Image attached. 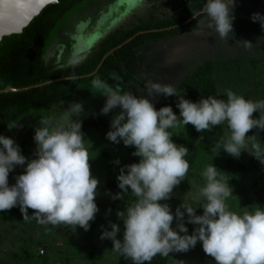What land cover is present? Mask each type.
Returning <instances> with one entry per match:
<instances>
[{"label": "clouds", "instance_id": "obj_1", "mask_svg": "<svg viewBox=\"0 0 264 264\" xmlns=\"http://www.w3.org/2000/svg\"><path fill=\"white\" fill-rule=\"evenodd\" d=\"M146 1L151 4L149 0ZM234 6L235 0H207L202 9L207 26L214 29L221 39L226 40L233 32ZM164 7H167L166 0ZM13 12L10 11L8 16ZM8 16L0 15V19ZM251 18L254 22L259 21L264 28V16L254 13ZM71 28L65 26L56 34L55 40L59 41L54 43L53 48L62 50L57 53V62L65 53H71L63 44L67 33H73ZM189 33L191 31L151 43L146 53L139 57V62H135L139 66L137 72L147 70L150 65L152 70L148 76L153 75L158 67V58H170L169 54L163 55L160 51L170 47L179 37L189 36ZM244 42L250 45V42ZM179 57L183 56L179 54ZM78 60V57L71 55L70 63ZM92 87L99 89L98 93L107 98L101 114L107 115L117 107L121 109L112 118L111 130L106 138L117 144L122 140L126 147L134 146L136 150L132 154L140 157L139 163L125 166L127 173L121 168L117 176L118 187L122 191L113 199H121L122 194L129 191L136 198L126 212H117L118 219L124 225L123 237L117 238L120 227L111 223V230H104L100 238L110 239L112 250L131 259L133 264H146L157 255L187 252L198 241L215 264H264V210L257 208L242 215L229 210L226 200L233 190L227 177L220 175L213 164L201 173L204 185L196 193L190 191L186 196L195 201H205L199 206L203 208L202 215L196 214L197 207L185 203L178 206L173 215L168 204L160 203L171 198L173 189L185 180L190 168L184 158L188 149L173 142L170 129L191 124L197 132L204 133L227 122L230 135L215 144L211 149L213 155H218L223 149L228 155L238 158L242 150H247L264 163V150L260 144L252 143L249 150L247 143L256 139L247 135L253 128L264 130V100H248L227 90L226 100L210 96L194 103L178 96L172 84L150 81L148 95L163 94L179 98L176 105L180 110L178 117L171 106L157 110L149 99L124 91L119 86L113 88L94 80ZM82 111L81 104L73 103L59 120L50 122L48 118H42L39 121L40 126L35 129L34 135L38 158L27 162L25 172L16 178L13 186L8 183L9 173L16 165H25L28 157L21 154L13 139L0 135V212L18 205L23 219L29 218L28 210L31 209L41 223L64 225L73 231L77 226L89 230V222L95 219L98 212L95 198L99 181L91 174L92 158L85 146L82 124L79 120L71 119ZM255 112L260 113L258 119L253 118ZM13 127L9 126V129ZM116 163L119 164V160ZM185 213L187 223L198 225L191 235L184 223ZM174 219L178 231L172 227Z\"/></svg>", "mask_w": 264, "mask_h": 264}, {"label": "trees", "instance_id": "obj_2", "mask_svg": "<svg viewBox=\"0 0 264 264\" xmlns=\"http://www.w3.org/2000/svg\"><path fill=\"white\" fill-rule=\"evenodd\" d=\"M172 3L175 4L173 10L168 6V9L165 7L162 12L155 6L149 5L146 0H58L55 4L47 5L30 25L23 29L22 33L5 36L0 42V89L9 85L14 88H23L19 91L8 92L22 95L20 97L16 95L9 100L7 96L4 102L0 103V111L6 104L12 102L11 105L15 106L16 103L14 102L24 98V107L27 109L32 108L40 113L36 115L34 120L35 123H39L42 118H48V110L60 108L59 112H62L65 107L77 102L76 99L80 101L94 99V96L99 92V89L92 87L94 80L101 81L107 77V79L114 77L119 83L137 82L140 86L147 87L137 74L139 66L135 62H139V57L146 53L145 51L150 48L151 43L154 44L179 34L192 32L197 22L205 17L202 9L207 0H176ZM127 4H133L139 9L134 11L132 16L121 18L128 12ZM115 7H118L117 10L122 16L119 18V22L108 29L109 23L107 22L110 20V13ZM252 9L259 10L260 15L264 16V0H259V5L252 7ZM149 10H151V13L148 12ZM154 13L158 15H154ZM103 15L105 16L101 21ZM134 19H143L144 21ZM256 23L261 27L259 21H256ZM65 26L72 27L71 31L73 33H67V37L64 38L66 40H62L64 43H69V46H65L71 53H65L61 60L57 62V54L54 52L55 55L47 61L45 52L48 45L59 41L55 40L56 34L58 30L63 29ZM100 27L107 30L95 37V31H99ZM262 30L264 31V28ZM93 38H95V41L91 47L85 54H81L78 50L83 45L81 42L91 41ZM71 55L78 57L79 60L70 63ZM81 55L84 56L81 58ZM263 62L264 59H254L250 68L240 69L248 72L251 70L256 78L260 73V66ZM234 64L235 61L231 60L229 64L225 63L224 68H227V66H230L229 68L235 67ZM222 68L223 65H219L211 59L205 60L179 83L176 87L177 95L194 103L210 96L226 100L218 92L215 82V71ZM116 77H119V79H116ZM47 81L50 82L45 83ZM42 83L44 84L35 86ZM6 93L1 92L0 97ZM178 102L179 98L177 96H165L158 99L154 107L159 110L161 107L171 106L173 112L179 117L180 110L176 106ZM78 104L85 105V103ZM2 115L3 113H0V135L10 138L14 127L9 129V126H15L22 115L17 117L15 113H12L13 117L11 116L10 120H3ZM49 115H52V113H49ZM108 120L100 114L89 117L81 121V131L89 128V130L107 132L111 125ZM170 131L173 132V142L188 149V154L184 158L190 165L185 180L173 189L175 194L171 197V200L174 209L185 203L183 197L186 192L196 189L195 185L197 186V184L204 185L205 180L198 171L200 166L197 163V158L202 155L205 156L206 152L211 156V160L205 164L204 168L199 169L204 170L208 165L213 164L220 175L227 177L233 192L245 187L244 177L250 171H258L259 175L264 173V164L256 157H249L247 161H244L228 155L223 149L220 150L218 155H213L211 149L215 144L227 139L226 123L213 127L210 131L204 133L197 132L191 124L185 127L181 126L176 130L170 129ZM176 133H179V135ZM23 137H25L24 134L21 139ZM30 138L32 139V136ZM32 143L29 145L32 146ZM30 152H26L25 155L34 154V151ZM103 154L106 155L107 153L103 151ZM240 156L244 158V156ZM134 159L137 161V156H133L132 160ZM203 160L206 161V158ZM8 183L9 186H13L16 180L9 178ZM263 184V181L256 178L251 183L249 191L244 188L243 195L249 194V197L245 198L246 202L240 201L238 206L248 208L251 212L257 210L260 205L264 206ZM121 191L118 187L117 176L106 179L103 197L115 202H125L129 197H133L129 191L122 194L121 199H113ZM199 206L200 203L194 206L197 207L196 214L202 215L203 208ZM19 211L20 208L17 205L3 212L14 214ZM185 219L187 220V213H185ZM174 221L176 220L174 219ZM174 229H176V226ZM176 230L178 231V229ZM25 251L26 263L37 264L36 260L33 263L29 259L30 254L27 249ZM189 251L193 253V251ZM4 254H6V250L0 247V258ZM172 254L174 253H169V256L157 255L146 264H171ZM13 256H16V254L13 253ZM90 256L92 259L100 258V256L95 257L93 254ZM207 257L215 262L212 257L208 255ZM202 259L207 262L205 258L202 257ZM193 263L196 262L190 260V264ZM0 264H6V262L2 263L0 261ZM117 264H133V262L120 254Z\"/></svg>", "mask_w": 264, "mask_h": 264}, {"label": "rangeland", "instance_id": "obj_3", "mask_svg": "<svg viewBox=\"0 0 264 264\" xmlns=\"http://www.w3.org/2000/svg\"><path fill=\"white\" fill-rule=\"evenodd\" d=\"M151 1V4L155 6V1ZM166 4L167 9L168 6L172 10L174 9L175 4H173L171 0H166ZM258 5L259 0H235V6L232 9V15L234 17L232 21L233 32L229 33L226 40L221 39L215 33L214 29L207 26L206 17L201 18L197 22L195 29L189 33V36L179 37L170 47L164 48L160 51L163 55L169 54L170 58L166 60L164 57L158 58V67L154 70L153 75L148 76V73L152 70L150 65H148L147 70H140L139 73L137 72L139 79L144 81L147 87L140 86L137 82L119 83L114 77L110 79H107V77L101 81L113 88L119 86L124 91H131L138 97L144 96L155 105L158 99H162L165 96L163 94L155 96L148 95L147 88L150 81L159 82L161 84H172L176 88L193 69L202 64L205 60L211 59L215 63L223 65L222 69L215 71V82L217 84L218 92L226 99V91L231 90L248 100H264V62L261 64L260 73H258L256 78L251 73V70L248 72L240 69L250 68L252 60L254 59H264V31L256 22L253 20L251 21L252 15L254 13H259V10L252 9V7H257ZM126 7L128 12L123 16L118 12V7H115L111 11V18L107 22L109 23L108 29L115 23L119 22L121 16V18H124L125 16L130 17L134 11L139 9L133 4H127ZM148 12L151 13V10ZM154 15L158 14L154 13ZM104 16L105 15L101 17V21ZM246 19L250 21H247ZM134 20L144 21L143 19ZM100 28L99 31H95V37L107 30L102 27ZM94 41L95 38L91 41L88 40L87 42H81L83 45L79 47V52L85 54ZM244 41L250 42V45L246 44ZM63 44L69 46L68 42ZM53 45V42L50 43L45 52V58L47 61L55 54L62 51L58 50L56 47L53 48ZM53 49L55 50V54L52 52ZM179 54L183 57L180 58ZM83 56L84 55H81V58ZM231 60L235 61V67L229 68L230 66H227V68H224L225 63L229 64ZM16 95L20 97L22 94L7 92L0 97V103L4 102L7 96V99L9 100ZM94 97V99H88L86 101L76 99L75 101L77 102L74 103H85V105H82L83 111L79 116L73 115L71 119L74 121L79 120L81 122L92 115L100 114L106 119H109L108 121L111 123L112 118L118 114L121 109L117 107L107 115H103L101 114V109L105 105L107 98L101 93H98ZM23 102L24 98L14 102L16 103L15 106H12V102H10L0 111V113H3V120H10L12 113H15L17 117L22 115L19 122L15 125L10 138L19 146L21 154L28 157V159H26L25 165H16L9 173L8 179L11 178L14 180L25 172L27 162L34 159V156L31 154L29 156H26L25 154L29 151H31L30 153L33 151L36 153L37 145L34 141V135L35 129L40 126L39 123H35L34 121L36 115H39L40 113L32 108L27 109L23 106ZM68 108L69 106L65 107L62 112H59L60 108L48 110L47 114L49 121L54 122L59 120L64 111H67ZM49 113H52V115H49ZM259 116V112L253 114L254 119H258ZM225 123L227 138L228 135H230V130L227 127V122ZM110 130L111 125L107 132ZM107 132L89 130V128L82 130L85 138V146L89 149L90 157L92 158L90 159L91 174L99 181L95 198L98 212L95 215V219L89 222V230L85 231L77 226L76 230L73 231L64 225L55 226L52 224L41 223L34 217L32 214L33 210L31 209L28 210L29 218L27 219H23L21 211L14 214L0 212V247H3L6 250V254L0 258L2 263L27 264L26 259L24 258L26 253L25 249H27L30 254L29 259H31L33 263L36 260L37 264H117L120 253L112 250L113 244L110 239L102 240L100 237L104 230H111V223H115L120 227V233H118L117 238L122 239L124 225L123 221L118 219L117 212L123 210L126 212V209L135 202L136 198L133 196L129 197L125 202H115L114 200L103 197V189L107 178H115L118 176L121 168H124L125 173H127V168L125 166L139 163L140 157L137 156V161L135 159L132 160V157L134 156L132 153L136 150L135 147H126L122 140L118 144L109 141L106 138ZM23 134L25 137L21 139ZM247 135L249 137H256L255 141L249 140L247 142L249 150H251L252 143L260 144L261 149L264 150V130L253 128ZM30 136H32V139ZM31 143L32 146L29 145ZM103 151L107 154L104 155ZM240 155L244 156V158H241V156L238 158L244 161H247V158L249 157H255L247 150H242ZM204 158H206V161L203 160ZM117 160H119V164L116 163ZM209 160H211V156H209L207 152L205 156H199V158H197V163L200 166L199 168H204ZM199 168L198 171L202 173L203 170ZM256 178L264 183V173L263 175H259L258 171L256 172L255 170H252L246 174L244 177L245 187L236 190L237 194L236 191L233 192V194L226 200L229 210L241 215L244 212L251 213L248 208L246 209L245 207L238 206V203L240 201H247L245 198L249 197V194L243 195L244 188L249 191L251 183H253ZM195 187L196 189L189 190V192L196 193L201 185L197 184ZM189 192L184 194L183 198L185 204L194 207L198 203L201 205L205 202L203 199L195 201L191 198H186ZM174 194L175 192L173 191L171 197ZM160 203L168 204L173 215H175L176 209L172 207L171 198L161 201ZM259 209L264 210V206L260 205ZM176 223V221H173V229L175 228ZM184 223L188 229L189 235H191L194 229L198 227V225L187 223L185 218ZM189 250L193 251V253H190ZM189 250L187 252H173L174 254H172L173 260L171 264H190V260L196 262L193 264H215L214 261L208 259L203 251L201 242L198 241L196 246ZM41 251L43 252L41 253ZM13 253H15L16 256H13ZM91 254L95 255V257L100 256V258L92 259L90 256ZM195 256H197V258H195ZM202 257L205 258L207 262H204Z\"/></svg>", "mask_w": 264, "mask_h": 264}, {"label": "water", "instance_id": "obj_4", "mask_svg": "<svg viewBox=\"0 0 264 264\" xmlns=\"http://www.w3.org/2000/svg\"><path fill=\"white\" fill-rule=\"evenodd\" d=\"M58 0H45L44 3L39 0H23L26 5L23 9L14 10L13 14L5 19H0V42L5 36L20 34L23 29L30 25L33 19L49 4H55ZM23 88H14L7 86L0 89L1 92L19 91Z\"/></svg>", "mask_w": 264, "mask_h": 264}, {"label": "snow or ice", "instance_id": "obj_5", "mask_svg": "<svg viewBox=\"0 0 264 264\" xmlns=\"http://www.w3.org/2000/svg\"><path fill=\"white\" fill-rule=\"evenodd\" d=\"M39 2L44 3L45 0H39ZM0 15L8 16L10 11L16 9H23L26 5L23 3V0H0Z\"/></svg>", "mask_w": 264, "mask_h": 264}, {"label": "crops", "instance_id": "obj_6", "mask_svg": "<svg viewBox=\"0 0 264 264\" xmlns=\"http://www.w3.org/2000/svg\"><path fill=\"white\" fill-rule=\"evenodd\" d=\"M155 1V7L162 12L164 10V0H154ZM149 3H152V1H149Z\"/></svg>", "mask_w": 264, "mask_h": 264}, {"label": "flooded vegetation", "instance_id": "obj_7", "mask_svg": "<svg viewBox=\"0 0 264 264\" xmlns=\"http://www.w3.org/2000/svg\"><path fill=\"white\" fill-rule=\"evenodd\" d=\"M58 33H60V30H58ZM153 67L156 68L155 65H153ZM32 156H34V159L38 158L35 152H34V154Z\"/></svg>", "mask_w": 264, "mask_h": 264}]
</instances>
